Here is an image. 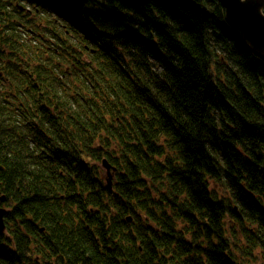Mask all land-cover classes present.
Returning a JSON list of instances; mask_svg holds the SVG:
<instances>
[{
  "label": "trees",
  "instance_id": "trees-1",
  "mask_svg": "<svg viewBox=\"0 0 264 264\" xmlns=\"http://www.w3.org/2000/svg\"><path fill=\"white\" fill-rule=\"evenodd\" d=\"M0 193V264H264V62L217 0H0Z\"/></svg>",
  "mask_w": 264,
  "mask_h": 264
},
{
  "label": "water",
  "instance_id": "water-1",
  "mask_svg": "<svg viewBox=\"0 0 264 264\" xmlns=\"http://www.w3.org/2000/svg\"><path fill=\"white\" fill-rule=\"evenodd\" d=\"M217 2L222 7L224 21L234 33L236 40L264 62V0H217ZM102 167L106 172V187L110 188L112 178L110 170L114 172V169L105 160H102ZM4 200V196L0 195V203ZM4 214L5 210L0 208V232L4 229Z\"/></svg>",
  "mask_w": 264,
  "mask_h": 264
},
{
  "label": "rangeland",
  "instance_id": "rangeland-1",
  "mask_svg": "<svg viewBox=\"0 0 264 264\" xmlns=\"http://www.w3.org/2000/svg\"><path fill=\"white\" fill-rule=\"evenodd\" d=\"M102 170V169H101ZM102 172L104 173V171L102 170ZM112 179H113V174H112V178H111V182H112ZM0 195H1V193H0ZM3 196V195H2Z\"/></svg>",
  "mask_w": 264,
  "mask_h": 264
}]
</instances>
